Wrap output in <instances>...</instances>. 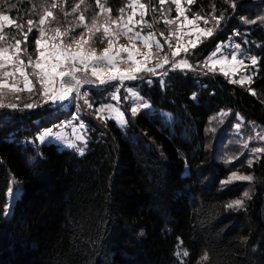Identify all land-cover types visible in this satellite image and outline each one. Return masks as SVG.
Wrapping results in <instances>:
<instances>
[{"label":"trees","instance_id":"trees-1","mask_svg":"<svg viewBox=\"0 0 264 264\" xmlns=\"http://www.w3.org/2000/svg\"><path fill=\"white\" fill-rule=\"evenodd\" d=\"M6 1L14 6L8 14L21 25L8 27L9 37L28 34L27 18L48 9L49 1L56 2L52 28L61 25L70 35L77 33L74 23L82 30L81 12L86 10L88 24L99 12L92 0L89 13L79 0ZM126 1L108 0L105 8L120 17ZM77 5L80 10L73 11ZM191 8L230 16L220 34L196 49L202 58L236 30L251 31L258 59L251 86L218 73L177 69L163 79L162 73L142 72L128 85L150 108L132 115L126 107L125 128L85 108L81 118L89 140L83 155L38 140L44 129L71 116L74 106L61 111L41 102L25 108L40 100L33 97L16 100L17 108H0V264H264V152L239 167L253 184H224L238 165L216 148L218 136L210 130L211 118L223 111L264 126V27L245 23L264 13V0H194ZM154 25L163 31L160 22ZM36 38L37 27L28 36V54ZM85 89L94 108L113 102L115 85ZM121 92L120 104L129 103ZM12 178L21 192L8 218ZM237 199L242 206L228 207ZM180 246L189 253L183 261Z\"/></svg>","mask_w":264,"mask_h":264},{"label":"rangeland","instance_id":"rangeland-1","mask_svg":"<svg viewBox=\"0 0 264 264\" xmlns=\"http://www.w3.org/2000/svg\"><path fill=\"white\" fill-rule=\"evenodd\" d=\"M62 1L64 2L67 0H62ZM92 1H94L93 5L99 8V9H97V11H99L98 15L95 16V20L97 21L98 25H103V22L106 18H110V19L117 18V17L111 16L109 12H107V13L101 12L100 7L97 4V0H92ZM193 1L194 0H192V2L189 3V0H180V6H181V9L184 13V15L181 16L177 12L176 5L173 2V0H164V3H161L160 0H157L158 3L155 0H140V3H143L145 5L144 21H146L147 24H151L152 27L148 28L146 26V24L145 25H137L136 30L139 31L142 36H147L149 34L152 35L153 41H151L150 43H152L151 51L154 54V56H158V57L168 56V58H169V62L166 63L163 68L157 69V72H159V73H165L166 72L168 74V72H170L172 70L179 69V70H190V71L195 72L196 74H201V75L218 73V74L225 76L224 72L227 71L229 74L227 76H225L226 78H228L230 81H233V80L240 81L237 84L249 88L252 84V81H251V83H249L248 81L242 80V77L251 76L252 80H253V78L256 74V71H257V66H255V67L252 66L251 62H250V57L255 56L253 53V50H252L253 42H251V40H250L251 38L249 37L251 31H249V32L245 31L243 33H240V32H237V30H236L235 33L232 34L231 38H229L226 42H221L211 52V54L209 56L202 58L201 55H197L195 53L196 49L202 43L207 42L210 38L215 37L216 35L220 34L225 29V26L228 23V19L230 18V16L228 17L225 15H218L215 13L210 14V15H206V14L194 12L191 8V6L193 5ZM7 2L8 1H6V0H0V14L9 15L8 12L10 11V9H13V7H14L13 4L7 5ZM107 2H108V0H99V4L103 5L104 7H106ZM52 3L53 2L49 1L48 5H50V6L46 10L43 8V9H38L36 11H32L31 14H33L35 12L36 13L33 14V18H27V20H26L27 25H28V21L31 20V21H33V30L36 29V27L38 28L39 19L45 14L46 11H51L53 13V15H52V17L49 18V20L46 22L44 27L52 28L51 21L54 19L53 17H54V14L56 12V7L53 8ZM79 3H80V0L77 2V4H79ZM132 3H133V0H127L126 3L124 4V7H123L124 11H123V13L120 14L121 16L124 17V19H127V16L132 14L133 9L131 7H129V5ZM54 4H56V2H54ZM86 4H87V0H84V3H82L81 6H83L85 9H88ZM73 9L80 10V8H76V7H74ZM3 10H5V11H3ZM89 12H93V10L89 8L88 13ZM139 12H140V9H136L137 14L133 17V19L136 21L141 19ZM80 15H83L85 17V20L82 21V25L88 24L89 23V17L87 16L86 10L81 12ZM9 16L11 19H13L11 15H9ZM185 16L188 18V20H191L194 23L193 24L186 23L185 19H184ZM196 16H200L201 19L198 21L195 20ZM221 16H223V19L220 20L219 25H217L216 20H214L213 17H216V19H219ZM13 20H15V19H13ZM171 20H175L176 23L175 24L165 23V21H171ZM205 20H207V22H208L207 24L205 23ZM154 22H156V23L160 22L163 31L157 32L158 31L156 29L157 25L155 26ZM245 23L248 26L253 25L254 23H259V24L261 23V26L264 27V13L261 14L256 20H254L252 22L245 20ZM16 24H17V21H16ZM154 26H155L156 31L153 29ZM56 27L61 28L62 26L57 25ZM114 27L115 26L110 27V29H109L110 33L113 31ZM73 28L77 31L76 34L85 31L83 26H82V30H81V26L77 23L73 24ZM209 28H211L213 30V33L211 36H207L206 34L201 32L202 29L206 30ZM7 29H8V27H5V29H4L5 40L0 41V46L14 45L16 40H20L21 41V45H20V47H21V59L24 60L25 65H27V60H28L29 56L35 58L38 55L36 52V49H35V51L31 52V54H28V43H27V41H28V36L30 34H27L26 40H25L26 34H21L20 36H18L17 32L13 33L14 36L9 37L5 32ZM134 32H135V28H134ZM49 34H51V33H49ZM129 35H131V33ZM190 42H195L196 47L193 48L191 46ZM135 43H136V48L140 52H147L148 51L147 49L143 48L142 41L137 40ZM156 43H159L161 45V50L159 52H157V49L155 47ZM237 43L240 44V46H241L240 49L235 48V45ZM178 44L182 45L183 47H187L188 51L187 52L181 51L179 55L173 57L171 55V53L173 51H175L176 46ZM106 45H107V39L104 37L103 27H101L100 32H97L92 36L91 46L96 50L97 54H100V53H102V51L106 47ZM169 45H172V47L169 48ZM256 45H259V43H256ZM122 46L123 47H129L130 46L128 38L126 36L115 37L114 44H113V51H116L117 49H119ZM9 51H12L11 47L9 48ZM232 54H237L238 59L242 58V56L244 54H246L247 57H249V58H246L244 60L245 66H243V67L238 66V70L235 73H233L232 67H231L230 57ZM210 57H211L212 61L224 60L226 62L224 64H215L209 60ZM126 58H127V53L122 52L120 55V58H118V59L124 60ZM137 59L138 60L142 59V57L137 56ZM181 60H186L188 62L189 66L185 67L184 65L181 64L177 68L172 67L173 64H179V62ZM157 62H162V61H159L157 58H154L151 60V62H149L147 64V66L153 67ZM118 67L123 69L125 67V65L123 63H118ZM209 69H212V70H209ZM8 70H11V68H9ZM31 71H32V69L30 67L25 68L26 74H30ZM166 75L161 74L160 76L164 79ZM14 79L16 80V87L18 89H21V90L17 91V92H10L7 89H5L3 97L0 98V99H2V101L5 105L16 104V102H15L16 100L24 101V99L26 100L28 98H33V97L40 99V96L37 92H35L33 95H31V93H30L29 95H27V98L19 97L18 94H20L22 92H27V91L24 90L22 77H20L17 74L14 77ZM29 79L33 81L34 90L36 88H40V85L38 83H36L35 77H32L31 75H29ZM3 80H4V78L0 77V82H3ZM12 80H13V78H8V83H9L10 87L12 85ZM111 82H109L107 85L93 86V87L106 88L110 85H114V84H111ZM85 87L86 86H84L81 89L82 93H86V96L84 99H82L80 97H76L75 93H73L72 97L70 98V102L64 101V102H62V104L60 106H56V108H59L61 111H69L74 106L73 109H75V111L77 113V117L81 118L83 115V110L87 107L89 108V105H91L90 108H92L95 111V113L98 114L99 116H101L102 118L103 117L106 118L108 116L115 118V113L109 112V111L100 112L99 109L107 108V107L111 106L112 108L117 109L118 111H121L124 114L125 113L124 109L126 110V107H129L130 109L132 107H137V102H135L128 95V93L126 91V85H125V88L123 91L126 92V94H127L126 97H129V98H127V99H129V101H128L129 103L124 104V101H122V103L119 105L120 101H118V99L113 98V102L109 103L107 105V107H105L106 105L104 104V105H101V106L96 107V108L93 107L94 102L91 99L90 94L87 92ZM117 89H119V91L121 90L119 85H118ZM117 89H115V92L111 94L112 97L117 95L115 93H118V96H120V94H122V92L121 93H119V91L117 92ZM85 99L87 100V103L85 102ZM130 103H131V106H130ZM147 103L150 105L149 102H147ZM47 105H48V107H51V108L55 107L54 105H52L50 103ZM140 109H146V108H140ZM226 113H228V115L222 117L223 122H220L221 117L219 114L218 118L213 121L210 129H214V130H212L213 133L216 136H218V138L214 139L215 143H216V148H218L221 152L224 151L225 159H227L230 162L235 161L237 163L238 166L233 168L235 170V173H237L238 175H245L243 172H241L239 167L242 164H249V161H251L252 162L251 164H253L257 159L260 158V156L264 152V151H261L259 153H256L253 151L255 148L264 149V126H261L259 124L253 123V122H247L240 114H236L233 118H230V112H226ZM124 118H125V116H124ZM116 121H117V119H116ZM118 124L122 128L126 127L125 124H121L119 122H118ZM237 125H239V128H237ZM83 134H85L86 146H85V142L75 141V137L73 136L71 138L68 137V141H65V139H58L60 141L63 140V141H61L62 144H59L60 147L61 148L62 147L63 148L69 147L68 146L69 142H73L75 144V147H69L71 150H74L80 154L79 150L81 148H83L84 153H85L86 149H87V145H88L89 134L88 133H83ZM49 141H50V138H45V141L39 140L40 143H46ZM245 144H247V147H245ZM242 182H248L249 184H253V179L251 181H234L232 183H242ZM20 192H21V184L15 178H12L11 188H10L9 194H8V206L6 209V216L8 218L11 215L13 204H14L15 200L18 198V196L20 195ZM183 250H186V249L184 247L180 246L178 249V254H177L178 257L182 261L186 257L182 254Z\"/></svg>","mask_w":264,"mask_h":264},{"label":"snow or ice","instance_id":"snow-or-ice-1","mask_svg":"<svg viewBox=\"0 0 264 264\" xmlns=\"http://www.w3.org/2000/svg\"><path fill=\"white\" fill-rule=\"evenodd\" d=\"M161 3H164V0H160ZM176 5V10L179 15L183 16L184 13L180 6V0H173ZM192 0H189L191 3ZM80 3H84V0H80ZM97 4L100 7L101 12L107 13L110 9L105 8L103 5L99 4V0H97ZM233 8L236 5L233 3L231 5ZM53 8L56 7V4L52 5ZM133 9L131 15L127 16V19H124L123 16L117 17L115 19L106 18L103 22V25H98L97 21L93 19L90 24H83V28L85 31L70 35L68 30H62L60 27L46 28L44 25L52 17L53 13L51 11H46L45 14L38 21V38L35 39V46L37 56L35 58L29 56L27 60V65H25L24 60L21 59V41L16 40L14 45L10 46H0V77H3V82H0V98L4 95V90L7 89L10 92H17L21 89L16 87V80L14 77L18 74L23 78L24 90L29 93L34 91L33 81L29 79V75L35 77L36 83L40 85V88L37 89V93L40 96V100L34 103H28L24 105L27 109H33L40 106L41 102L44 104H52L54 106H60L62 102L69 101L72 97L73 93H75L76 97H80L82 99L85 98L86 93H82L81 89L85 85H93V86H103L108 84L111 81H119V87L125 88V81H136L142 79L143 77L140 75L142 72H147L152 75L157 74V69H161L164 67L166 63L169 62L168 56L158 57L154 56L152 53V43L153 37L151 34L147 36H142L139 31L134 32V28L137 25H145L148 28H151V24H147L144 21V9L145 5L140 3V0H133V3L129 5ZM79 8V5L76 6ZM136 9H140L139 15L141 17L140 20L136 21L133 17L137 14ZM76 9H73L75 11ZM123 13L124 9L120 10ZM185 22L188 24H193L194 22L188 20V18L184 17ZM200 16H196L195 20H200ZM216 20V24L219 25L220 20L223 19L221 16L219 19L213 17ZM79 20L82 22L85 20V17L81 15ZM165 23L175 24V20L165 21ZM207 24V20H205ZM115 26L113 31L110 33V27ZM5 27H21V25L16 24V21L11 19L9 15L0 14V41L5 40L4 29ZM101 27H103L104 37L107 39V45L103 49L102 53L97 54L96 50L91 46L92 44V36L100 32ZM33 31V21H28V34ZM74 31V30H73ZM201 32L206 34L207 36H211L213 30L202 29ZM51 33V34H49ZM131 33V35H129ZM118 36H126L129 40V47H120L116 51H113V44L115 37ZM27 39V34L25 35V40ZM142 41L143 48L147 49V52H140L136 48V41ZM193 48L196 47L195 42H190ZM12 48V51H9V48ZM157 52L161 50V45L159 43L155 44ZM172 45H169L171 48ZM240 44L237 43L235 45L236 49H240ZM181 51L187 52L188 48L183 47L182 45H177L175 51L171 53L173 57L180 54ZM122 52L127 53V58L124 60H120V55ZM137 56H141L142 59H137ZM157 58L159 61L153 67H148L147 64L151 62L152 59ZM247 57L246 54L242 56V58L238 59L237 54H232L230 57L231 67L233 73L238 70V66H245L244 60ZM209 60L215 64H224L226 61L224 60ZM250 62L252 66L258 65V60L255 56L250 57ZM118 63H123L125 67L121 69L118 67ZM184 65L188 67V62L186 60H181L179 64H173V68H177L180 65ZM30 67L32 69L30 74H26L25 68ZM11 68V70H8ZM212 70V69H209ZM166 75L167 73H162ZM229 73L227 71L224 72V75L227 76ZM8 78H13L11 87L8 83ZM94 78V79H93ZM242 80L248 81L251 83V76H244ZM232 83H239L240 81H231ZM151 83V81H149ZM119 89H117V92ZM126 91L128 95L137 102V107L131 108V114L136 115L140 108H149L150 105L146 102L145 98L142 97L137 91L134 90L133 87H126ZM255 94V93H253ZM114 99H119V96L116 95L113 97ZM193 100L196 99L195 95L192 97ZM87 103V100L85 99ZM11 107L17 108L16 104L5 105L0 99V108L3 107ZM91 107V105H89ZM100 112L109 111L115 113V118L121 124L127 123L124 118V114L117 109L112 108L111 106L107 108L99 109ZM166 115V114H162ZM228 113L221 112L220 122H223L222 117L227 116ZM212 120H216L217 116H213ZM242 119V118H241ZM70 125H65L68 127ZM85 128V124L81 123L79 128L72 127V133L75 137V141L85 142V134H81V129ZM239 128V125H237ZM214 130V129H210ZM56 137L57 139L64 138L65 133L63 131L54 133L52 128H48L43 131L40 137L38 138L41 141H45V138ZM69 147H75L73 142H69ZM247 147V144H245ZM256 153L264 151L261 148H255L253 150ZM80 154H84V149L81 148L79 150ZM251 161H249V165H251ZM251 175H238L233 172L231 176L228 177L227 180L222 181L224 184H229L234 181H251ZM248 192L245 191L243 196L248 197ZM242 206V201L237 199L230 203L228 207H240ZM184 256H188L189 253L187 250H183L182 253ZM205 260L208 259V255L205 254L203 257Z\"/></svg>","mask_w":264,"mask_h":264},{"label":"crops","instance_id":"crops-1","mask_svg":"<svg viewBox=\"0 0 264 264\" xmlns=\"http://www.w3.org/2000/svg\"><path fill=\"white\" fill-rule=\"evenodd\" d=\"M135 31H137L136 30V27H135ZM125 83V85H126V87H129V85H128V83H129V81H125L124 82ZM111 84H114L115 85V89H117V87H118V85L120 84V82L119 81H112L111 82ZM107 85V84H106ZM134 88V87H133ZM122 90H124V88H121V90L119 91V93H121V91ZM134 90L135 91H137L138 92V89L137 88H134ZM88 92V91H87ZM115 92V91H114ZM113 92V93H114ZM126 93V92H125ZM139 93V92H138ZM115 94H117L118 95V93H115ZM114 95V94H113ZM127 95V94H126ZM120 96H121V94H120ZM120 96H119V99H118V101H120ZM113 98V97H112ZM127 98H129V97H127ZM109 103H111V102H109ZM109 103H105V107H107V105L109 104ZM104 105V104H103ZM119 105H120V103H119ZM124 116H125V114H124ZM103 118H105V117H103ZM106 118H110V119H113V120H115L116 121V119L115 118H113V117H110V116H108V117H106ZM81 123H84L85 124V128L84 129H81L80 131H81V134H83V133H88V131H87V126H86V123H85V121L82 119V118H80V117H77V113H76V111L71 115V116H69V117H65L62 121H60V122H58L56 125H54V126H52V127H49V128H52V130H53V132L54 133H59V132H61V131H63L64 133H65V137L64 138H60V139H65V141H68V137L69 138H71V137H73L74 135H73V133H72V127H76V128H79V125L81 124ZM65 125H70V126H68V127H65ZM48 128H46V129H44L43 131H45V130H47ZM42 131V132H43ZM42 132L39 134V136L42 134ZM38 136V137H39ZM50 138V141L49 142H46V143H56V144H62V142L61 141H63V140H58L56 137H49ZM68 144V143H67ZM63 148V147H62ZM64 149H70L69 147H65Z\"/></svg>","mask_w":264,"mask_h":264},{"label":"built area","instance_id":"built-area-1","mask_svg":"<svg viewBox=\"0 0 264 264\" xmlns=\"http://www.w3.org/2000/svg\"><path fill=\"white\" fill-rule=\"evenodd\" d=\"M85 86H93V85H85Z\"/></svg>","mask_w":264,"mask_h":264}]
</instances>
